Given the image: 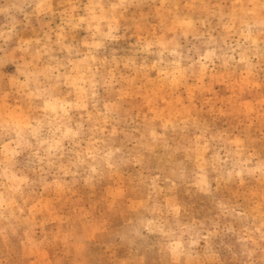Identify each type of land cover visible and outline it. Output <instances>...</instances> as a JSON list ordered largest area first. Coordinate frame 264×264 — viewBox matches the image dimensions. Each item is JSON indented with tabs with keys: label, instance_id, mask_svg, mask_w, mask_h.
Returning a JSON list of instances; mask_svg holds the SVG:
<instances>
[{
	"label": "rangeland",
	"instance_id": "1",
	"mask_svg": "<svg viewBox=\"0 0 264 264\" xmlns=\"http://www.w3.org/2000/svg\"><path fill=\"white\" fill-rule=\"evenodd\" d=\"M0 264H264V0H0Z\"/></svg>",
	"mask_w": 264,
	"mask_h": 264
}]
</instances>
